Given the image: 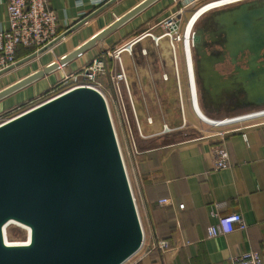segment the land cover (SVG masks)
<instances>
[{
	"label": "water",
	"instance_id": "water-1",
	"mask_svg": "<svg viewBox=\"0 0 264 264\" xmlns=\"http://www.w3.org/2000/svg\"><path fill=\"white\" fill-rule=\"evenodd\" d=\"M119 0H110L53 43L0 72V77L56 46ZM159 0H145L79 49L0 91V101L68 66ZM224 55L208 56L204 29L194 33L201 101L220 107L244 93L246 106L264 108V0L212 12ZM246 68L225 78L226 56ZM238 96V95H236ZM30 232L8 244L4 230ZM144 228L105 97L77 87L0 125V264H125L143 248Z\"/></svg>",
	"mask_w": 264,
	"mask_h": 264
},
{
	"label": "crops",
	"instance_id": "crops-1",
	"mask_svg": "<svg viewBox=\"0 0 264 264\" xmlns=\"http://www.w3.org/2000/svg\"><path fill=\"white\" fill-rule=\"evenodd\" d=\"M48 1L57 15L60 35L105 5L102 4L103 0ZM144 1L119 0L59 42L52 51L49 50L1 76L0 91L65 58ZM178 1L159 0L62 70L45 76L0 101V114L13 111L44 94L64 75L81 70L96 58L103 57L108 68L114 66L117 69L115 60L109 58V55L165 19L170 11L178 7ZM8 28L7 0H0V31ZM141 48L150 51L147 60L153 65L155 55H151L157 53L156 50L151 48L149 41L141 45ZM159 54L158 52L157 55ZM22 57L23 55L19 59ZM142 57L144 56L138 50L134 56H129V61L133 64L126 62V56L124 60L128 67L134 68L143 65ZM162 75L159 72L148 74L150 93L144 98L148 104L164 103V95L160 93L161 85H165L161 80ZM190 77L194 97L192 106L197 117L202 118L205 117L200 106L202 101L199 100V93L194 91L198 87L195 65L193 69L190 67L188 78ZM100 81L114 101L110 77H100ZM139 87L138 83L133 82V91L137 95ZM157 114L150 111L147 116L156 120ZM174 114L172 107L164 106L163 125H176L177 121L173 124L169 121ZM261 122L264 123V119ZM249 124L251 123H246L245 126ZM225 142L232 165L221 171L214 169L212 149L215 141L212 140L194 141L187 138L175 142L163 139L158 145L152 144L146 150L143 159L145 163L142 166L136 165L139 185L141 181L138 197L142 204L140 217L145 231V244L132 264H234L235 259L244 254L263 250L264 124L233 133ZM163 199H169L171 204L161 205L160 201ZM180 205H184V209H180ZM232 213H240L247 228L209 238L208 228L216 225L220 217ZM157 237L171 242L172 250L166 255L152 248Z\"/></svg>",
	"mask_w": 264,
	"mask_h": 264
},
{
	"label": "built area",
	"instance_id": "built-area-1",
	"mask_svg": "<svg viewBox=\"0 0 264 264\" xmlns=\"http://www.w3.org/2000/svg\"><path fill=\"white\" fill-rule=\"evenodd\" d=\"M108 1L103 0L102 4H106ZM203 1L204 0H179L177 4L180 6V9H177L174 13L154 25L149 31L144 32L125 46L113 52L112 55H109V58H113L115 60L117 69L114 66L113 68H108L103 57L96 58L84 66L81 70L64 75V77L47 92L26 103L25 106L27 104L30 106L31 104L30 107H26L27 109L23 108L25 107L23 105L13 111L0 114V125L67 91L82 86L94 88L105 97L113 120L111 109V103L114 102L113 97L106 92L102 82L100 81V77H110L115 101L119 104V112L121 116L125 120L126 124L130 123L124 93L122 90V85H124L132 111L137 121L138 130L142 134L135 109L131 84L129 81L130 77L128 76V71L126 69L128 66L125 63L124 56H134L137 50L136 47L141 45L144 40L148 39L151 44V48L156 50L157 54L158 52L160 53L158 56L165 62L166 67H169L170 65L174 71L173 78L176 81L177 88L181 96L180 106L184 126H186L187 116L182 97L183 77L181 65L182 62H184L186 77L187 74H190V67L192 69L194 68V65L196 67L194 58L192 57V54H194L195 23H193L192 26H189V21L191 19L185 23L183 21V12L188 8H191L196 3ZM211 2L212 1L204 4L201 3L199 7H195L193 14H196L202 7L207 6V4ZM7 13L9 28L7 30L0 31V72L14 66L19 61L16 56L20 48L34 50L35 53L53 43L60 36L58 34V18L54 10L51 9L48 0H7ZM52 48L49 50L52 51ZM149 53L150 51L148 49L141 48V56H149ZM162 79L164 82H168L172 80V74L170 72H165L162 75ZM50 95L52 96L50 97ZM191 98L192 105L194 97L190 96V101ZM262 119H264V108L254 109L253 111L244 114L241 120H236L228 124L211 126V128L221 129V131L211 132L208 135L202 133L201 136L194 138L193 140L199 141L203 139L215 141L212 149L213 164L216 171H221L230 168L232 165L230 152L225 142L227 137L233 133L242 132V130L247 127L263 125L264 123L261 122ZM147 121L150 125L153 124V119L151 117H149ZM246 123L251 124H249V126H245ZM179 128L181 127H171L168 124H165L163 126L162 134H170L180 131ZM160 204L164 205L171 203L169 199H163L160 201ZM179 208L184 209V205H180ZM246 228L247 225L243 216L240 213H232L227 216L220 217L216 225L208 228L207 233L209 238H216L233 233L236 230H245ZM152 248L160 251L163 255H166L172 250V244L166 239L157 237L156 241L152 245ZM234 264H264V248L261 252H249L236 258Z\"/></svg>",
	"mask_w": 264,
	"mask_h": 264
},
{
	"label": "rangeland",
	"instance_id": "rangeland-1",
	"mask_svg": "<svg viewBox=\"0 0 264 264\" xmlns=\"http://www.w3.org/2000/svg\"><path fill=\"white\" fill-rule=\"evenodd\" d=\"M246 1H252V0H213L211 3L207 4V6L202 7L196 14L195 13L193 14L195 7H199L201 3L204 4L207 1L199 2L183 12V21L186 23L187 21H189V19H191L189 21L190 22L189 26H192L193 23H195V26H197L200 20L204 18L205 16H207L208 14L214 11L223 10L225 8L227 9V8L238 6ZM177 9H180L179 5L178 7L176 6L172 11H170V13H168L167 16L174 13ZM146 42L148 43V39L143 41L141 45L143 46V44ZM141 45H138L136 47L137 49L136 52L138 50L141 51ZM126 57L128 58V61L126 62L129 63V65L133 64L129 61L130 60L129 55H126ZM147 57L148 56L142 57L141 61L143 62V65L140 64L137 67L134 66V68H131L130 66L126 68L128 71V76L130 77L129 81L131 84V90H132V94L134 98L135 109L137 112L142 134L138 130L137 121L132 111V107L127 97L126 88L124 85H122V90L124 93L125 104L127 106V111L129 115V122H130L129 124H126L125 120L121 116L119 112L120 108H119L118 102L115 101V99H114V102L112 103L110 102L111 109H112V115H113V122H114V126L116 129L118 142H119L122 156L124 159V163L127 169L128 177H129V180L132 186V190L136 198V203H137V206L140 208L139 214L141 213V210H142L141 200L138 197L139 187L141 186V181L139 185L137 181V175H136V165L139 164L140 166H142L145 163L144 162L145 160L143 159L146 156V150L150 149V147H152V144L158 145L159 143L162 142L163 139L172 140V141L175 140V142H178V141H182L187 138L188 139L197 138L201 136L202 133H205L206 135H208L211 132H219L221 131V129L211 128V126L218 125V124H228L236 120H241L244 114H247L250 111L254 110L253 107H250L245 110H239L237 112H230V113L228 109H222V110L211 112L207 110L205 111L202 108L201 102H200L201 111L205 117H202V118H200L199 116L197 117L193 109V106L191 105V101H190V96L193 95V92H192L193 83H192L191 77H190V82H189L188 74L186 77V68L184 66V62H182L181 72H182V77H183V80H182L183 103L185 105V111H186V116H187L186 118L187 124L186 126H184V120L182 117V111H181V106H180L181 97H180V94L177 88L176 81L173 78V73H174L173 69L171 68L170 65L169 67H166L165 62L159 56H156V59L154 60L155 65L153 67L151 64H149ZM192 57L194 58V54H192ZM158 72L161 74L164 72H167V73L170 72L172 74V80L165 83L164 86L161 85L160 93L164 95V101H163L164 103L163 104L162 103L161 104H148L147 100L144 101L145 95L148 94V92L150 93V90L148 91V83H149L148 74L158 73ZM137 73H138V76H137ZM196 81H197V73H196ZM133 82L136 84L138 83L140 85L138 89V95L137 93H135V91H133ZM194 91L196 93L197 92L199 93L198 87L195 88ZM52 95H50V97ZM200 99L201 98L199 97V100ZM153 105H155L156 107H152ZM30 106L29 104H27L23 108L27 109ZM164 106L165 108H169V107L173 108L175 114H174V117L169 121L172 124L173 122L177 121L176 122L177 124L170 125V126L171 127H181L179 128L180 131H176L170 134H162L163 126L165 125V124L163 125L165 121V119L163 118ZM150 111L151 112L155 111L156 114L159 112L156 115L158 116L157 119L156 120L153 119L154 124L152 125H150L147 121V119L150 117V116H147V113H150ZM166 114L168 113L166 112ZM4 234H5V238L8 244H27L29 243V240H30L29 230L25 229L24 227L15 225V224H10L7 228H5ZM136 256H134L132 259H130L125 264H132L138 258Z\"/></svg>",
	"mask_w": 264,
	"mask_h": 264
},
{
	"label": "flooded vegetation",
	"instance_id": "flooded-vegetation-1",
	"mask_svg": "<svg viewBox=\"0 0 264 264\" xmlns=\"http://www.w3.org/2000/svg\"><path fill=\"white\" fill-rule=\"evenodd\" d=\"M226 9V8H225ZM212 13L208 14L204 18L200 20V22L195 26V31L198 29H204L206 34V42L204 44V49L207 52L208 56H218V55H224L225 51L220 46V43H222V38L217 35L218 28L215 25H210L207 21L208 18L211 16ZM150 55V53H149ZM155 55V57H154ZM157 53H153L151 57H154V60L156 59ZM249 54L246 52L244 54H239L237 58L236 65L232 64V59L229 56H226L224 63L219 64L216 66V69L225 77L229 78L236 74L235 69L236 66H240L242 68H246L248 63ZM153 60V62H154ZM199 60V57L197 56V53L194 50V61L195 64ZM155 63L152 65L154 67ZM196 73H197V85L199 90V96L201 98L202 96V80L198 77V68L196 64ZM163 81V79L161 78ZM164 82V81H163ZM167 83V82H164ZM238 95V96H236ZM201 101V99H200ZM246 95L244 93H238V94H231L226 96V102L221 105L220 107H214L213 104L210 106V109H207V111H218L222 109H228L230 112H237L239 110H245L250 108L249 106H246ZM202 108L204 107L203 104H201ZM205 110V108H203ZM206 111V110H205Z\"/></svg>",
	"mask_w": 264,
	"mask_h": 264
},
{
	"label": "trees",
	"instance_id": "trees-1",
	"mask_svg": "<svg viewBox=\"0 0 264 264\" xmlns=\"http://www.w3.org/2000/svg\"><path fill=\"white\" fill-rule=\"evenodd\" d=\"M58 34L60 35V32L58 31ZM34 53V50H27V49H24V48H20V50L18 51L17 53V60H21V59H24L26 58L27 56L31 55ZM23 55V57L21 59H19V57ZM168 240V239H166ZM169 241V240H168Z\"/></svg>",
	"mask_w": 264,
	"mask_h": 264
},
{
	"label": "bare ground",
	"instance_id": "bare-ground-1",
	"mask_svg": "<svg viewBox=\"0 0 264 264\" xmlns=\"http://www.w3.org/2000/svg\"><path fill=\"white\" fill-rule=\"evenodd\" d=\"M5 231V230H4ZM30 238V237H29Z\"/></svg>",
	"mask_w": 264,
	"mask_h": 264
}]
</instances>
